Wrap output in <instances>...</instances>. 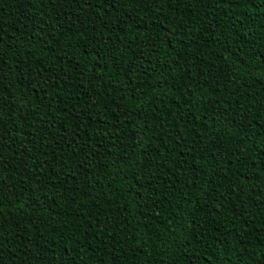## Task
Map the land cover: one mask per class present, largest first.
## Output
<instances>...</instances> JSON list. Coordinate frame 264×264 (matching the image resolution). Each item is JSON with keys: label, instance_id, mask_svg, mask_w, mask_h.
<instances>
[{"label": "trees", "instance_id": "obj_1", "mask_svg": "<svg viewBox=\"0 0 264 264\" xmlns=\"http://www.w3.org/2000/svg\"><path fill=\"white\" fill-rule=\"evenodd\" d=\"M0 264H264V0H0Z\"/></svg>", "mask_w": 264, "mask_h": 264}, {"label": "snow or ice", "instance_id": "obj_2", "mask_svg": "<svg viewBox=\"0 0 264 264\" xmlns=\"http://www.w3.org/2000/svg\"><path fill=\"white\" fill-rule=\"evenodd\" d=\"M29 115H31V113H29ZM28 117L26 116L25 119H27Z\"/></svg>", "mask_w": 264, "mask_h": 264}]
</instances>
